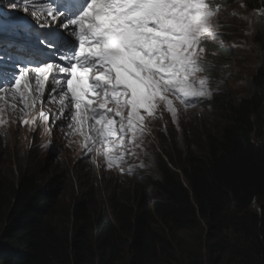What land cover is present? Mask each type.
<instances>
[{
	"label": "trees",
	"instance_id": "obj_1",
	"mask_svg": "<svg viewBox=\"0 0 264 264\" xmlns=\"http://www.w3.org/2000/svg\"><path fill=\"white\" fill-rule=\"evenodd\" d=\"M243 2L264 11V0ZM255 40L264 47L262 33ZM250 90L237 100L214 95L212 133L192 135L198 144L181 157L164 152L159 180L107 193L99 205L74 193L61 204L52 185L13 166L0 178V264H264V65ZM256 201L263 207L248 214ZM184 232L205 236V260L182 250Z\"/></svg>",
	"mask_w": 264,
	"mask_h": 264
},
{
	"label": "snow or ice",
	"instance_id": "obj_2",
	"mask_svg": "<svg viewBox=\"0 0 264 264\" xmlns=\"http://www.w3.org/2000/svg\"><path fill=\"white\" fill-rule=\"evenodd\" d=\"M8 3L52 23L35 25L25 16L28 24L13 30L0 17V91L12 90L6 106L15 111L19 99L20 111H31L59 97L60 111L40 118L56 127L71 120L85 151L103 156L108 168L135 155L162 108L175 120L174 101L187 108L211 97L206 45L218 38L215 0Z\"/></svg>",
	"mask_w": 264,
	"mask_h": 264
},
{
	"label": "rangeland",
	"instance_id": "obj_3",
	"mask_svg": "<svg viewBox=\"0 0 264 264\" xmlns=\"http://www.w3.org/2000/svg\"><path fill=\"white\" fill-rule=\"evenodd\" d=\"M216 20L218 38L206 45L211 96L224 93L237 100L250 94L251 76L260 64L264 65V47L255 40L258 33L264 35V11L254 12L243 0H231L230 6L218 11ZM218 48L230 53L231 62L227 65L219 60ZM207 99L198 100L187 108L174 101L177 108L175 120L162 108L157 118L147 124L140 147L134 149L135 155L127 156L112 168L107 167L103 156L82 151L77 138L71 135L64 137V128L58 129L56 134L55 130L50 133L45 126L41 129L34 118L33 122L25 117L17 119L18 125L15 113L0 107V116L4 120L0 124V178L12 175L15 166L23 167L35 172L44 183L52 185L61 204L69 206L74 201L71 200L74 193L78 200L99 205L107 193L117 195L119 189L126 190L128 185H144L159 180V162L167 161L164 152L181 157L198 144L192 135L203 141L205 134L212 133L217 119L211 107H198L197 104ZM44 104L46 101H41L42 110ZM57 123L64 125L62 120H57ZM79 186L83 187V196L77 194ZM147 188L145 196L152 199L153 192ZM261 207L262 203L254 202L248 214L259 213ZM181 247L206 259L205 236L200 233H182Z\"/></svg>",
	"mask_w": 264,
	"mask_h": 264
},
{
	"label": "bare ground",
	"instance_id": "obj_4",
	"mask_svg": "<svg viewBox=\"0 0 264 264\" xmlns=\"http://www.w3.org/2000/svg\"><path fill=\"white\" fill-rule=\"evenodd\" d=\"M53 110L52 106H49V111H46L45 113H47L49 116L51 115V112ZM62 120V119H61ZM63 121V120H62ZM5 132V131H4Z\"/></svg>",
	"mask_w": 264,
	"mask_h": 264
}]
</instances>
